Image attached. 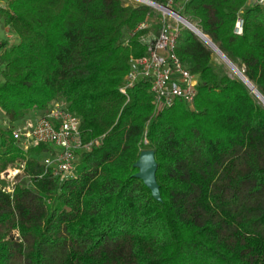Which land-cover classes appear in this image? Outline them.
Wrapping results in <instances>:
<instances>
[{"label":"trees","instance_id":"1","mask_svg":"<svg viewBox=\"0 0 264 264\" xmlns=\"http://www.w3.org/2000/svg\"><path fill=\"white\" fill-rule=\"evenodd\" d=\"M164 5L165 0H149ZM0 20V264H264V107L179 31L175 55L197 78L191 104L156 112L150 84L127 86L141 39L159 14L128 0H6ZM158 14V15H156ZM181 16L264 97V7L249 0H188ZM243 19V33H233ZM153 20V21H152ZM148 23L145 31L137 25ZM186 29V28H185ZM60 103L80 123L75 175L45 170L50 148L18 147L26 113ZM154 152L160 201L134 168ZM21 167L27 184L1 179Z\"/></svg>","mask_w":264,"mask_h":264},{"label":"built area","instance_id":"2","mask_svg":"<svg viewBox=\"0 0 264 264\" xmlns=\"http://www.w3.org/2000/svg\"><path fill=\"white\" fill-rule=\"evenodd\" d=\"M186 1L165 0L164 5H158L149 0H134L137 5L148 6L158 13L161 27L158 35L148 34L141 39L146 52L144 56L130 60L126 88L141 80L149 82V94L156 112L171 107L175 101L191 104L197 94L196 76L175 55L180 26L186 28L184 17L180 14ZM249 3L264 7V0H249ZM168 20L174 24L169 25ZM148 27V23H141L134 32L145 31ZM233 33L237 36L243 33L241 16L235 20ZM23 119L12 132L18 147L24 151L41 144L50 148L51 153L42 157V165L59 181L73 177L79 156L97 144V141L83 143L78 118L60 103L54 102L32 118Z\"/></svg>","mask_w":264,"mask_h":264},{"label":"rangeland","instance_id":"3","mask_svg":"<svg viewBox=\"0 0 264 264\" xmlns=\"http://www.w3.org/2000/svg\"><path fill=\"white\" fill-rule=\"evenodd\" d=\"M6 0H0V7L5 5ZM130 1V3H132L133 5H137L134 0H128ZM176 11L178 10L177 6L174 5L173 7ZM158 15V14H156ZM169 21V20H168ZM169 25H173L174 23L170 20L168 22ZM180 29L183 31V30H187L185 28H183L182 26H180ZM188 31V30H187ZM6 41V42H9L11 44H14L15 42V39L14 37L11 35L10 31H9V28L4 26L2 24V21L0 20V42L1 41ZM204 44V43H203ZM205 45V44H204ZM213 62L214 64L223 72H225L229 77L231 78H237L236 75L230 70V68L220 59L219 56H217L214 52H213ZM241 70L243 68H240ZM240 70V71H241ZM2 78L0 77V86L2 85ZM254 100L263 106V104L258 100L256 99L254 96H253ZM264 107V106H263ZM32 112L30 113H26L25 117L23 120H27V118H32ZM36 113V112H35ZM21 125V123L19 124V126ZM8 128V121L6 120V117L4 116V114L1 112L0 110V129H7ZM42 162V160H41ZM23 165H20V164H17L16 166H14L13 168H9L7 171H6V175H2L1 179L4 180L5 184H6V187H5V190L7 192H11V189L13 187V185L17 182H23L24 185H26L28 182L25 178H23V174H22V167Z\"/></svg>","mask_w":264,"mask_h":264},{"label":"water","instance_id":"4","mask_svg":"<svg viewBox=\"0 0 264 264\" xmlns=\"http://www.w3.org/2000/svg\"><path fill=\"white\" fill-rule=\"evenodd\" d=\"M183 20L185 22L186 29L196 36L194 31L189 28L190 26L189 22L185 18ZM208 48L212 50V48L210 47ZM216 51L218 53L217 55L225 64L231 65V62L225 57V55L219 49H217ZM237 75H238L237 78L247 87V83L250 82L244 77L243 73L238 71ZM134 168L138 170V172L135 174V178L142 181L144 186L151 192L152 198L154 200L160 201L159 187L157 185L155 178L157 164L154 159V152L151 150L142 151L139 155L137 162L134 164Z\"/></svg>","mask_w":264,"mask_h":264},{"label":"bare ground","instance_id":"5","mask_svg":"<svg viewBox=\"0 0 264 264\" xmlns=\"http://www.w3.org/2000/svg\"><path fill=\"white\" fill-rule=\"evenodd\" d=\"M190 26L189 28L191 30L194 31V33L196 34V36L208 47L212 48V50H214L213 52H216L215 54L217 55V47L210 41V39L206 36H204L193 24L189 23ZM218 56V55H217ZM227 65V64H226ZM230 70L236 75V77L238 76V71H240L235 65H233L231 63V65H227ZM241 72V71H240ZM247 89L249 90V92L251 93L252 96H254L256 99H258L264 106V97L259 93V91L257 90V88L250 83H247Z\"/></svg>","mask_w":264,"mask_h":264},{"label":"crops","instance_id":"6","mask_svg":"<svg viewBox=\"0 0 264 264\" xmlns=\"http://www.w3.org/2000/svg\"><path fill=\"white\" fill-rule=\"evenodd\" d=\"M36 113H37V112H36ZM31 114H32V116H33V115L35 114V111H34V112H32Z\"/></svg>","mask_w":264,"mask_h":264}]
</instances>
